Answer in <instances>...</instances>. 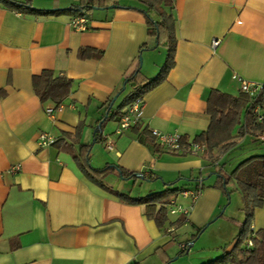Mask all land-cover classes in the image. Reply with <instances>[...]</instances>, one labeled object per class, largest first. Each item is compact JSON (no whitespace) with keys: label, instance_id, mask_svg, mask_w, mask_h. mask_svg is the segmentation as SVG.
Returning a JSON list of instances; mask_svg holds the SVG:
<instances>
[{"label":"crops","instance_id":"obj_1","mask_svg":"<svg viewBox=\"0 0 264 264\" xmlns=\"http://www.w3.org/2000/svg\"><path fill=\"white\" fill-rule=\"evenodd\" d=\"M16 1L53 11L18 10L0 0V264H168L176 225L196 232L210 225L226 202L213 177L221 164L231 171L246 158L241 146L254 138H237L228 153L217 150L212 164L204 151H171L155 137L152 145L144 144L140 132L179 133L190 144L210 126L206 110L213 90L239 95L243 80L264 85V0H174V66L146 93L138 126L118 133L114 118L98 141L99 120L142 56V72L150 79L166 62L167 48L154 47L156 37L148 34L143 3L106 0L103 8L84 13L87 27L77 30L69 10L81 0ZM83 49L89 54L81 56ZM45 70L72 79L71 93L58 106L36 94L34 77ZM42 133L57 143L40 145ZM106 136L113 150L106 148ZM82 145L93 146L96 168L120 165L142 176L126 179L113 169L104 178L108 188L92 182L75 158ZM140 181L149 190L135 195ZM167 183L200 193L171 200L168 210L178 207L171 213L184 222L169 221L175 225L170 228H159L145 204L128 203L113 192L140 198L165 190ZM260 228L264 206L256 209L252 225Z\"/></svg>","mask_w":264,"mask_h":264},{"label":"trees","instance_id":"obj_2","mask_svg":"<svg viewBox=\"0 0 264 264\" xmlns=\"http://www.w3.org/2000/svg\"><path fill=\"white\" fill-rule=\"evenodd\" d=\"M9 6L16 9H25L29 12L50 13L53 10L36 9L32 7L30 2H19L16 0H2ZM106 0H81L79 4L70 8L72 15L77 16L81 13H88L92 9L103 8ZM143 3L142 11L145 12L148 20V34L156 37V48L165 46L167 48V58L159 75L155 78H148L142 72L141 60L135 72L125 78V87L120 91L122 95L126 91L127 86H131V90L123 97L121 102L114 107L115 102L108 104L106 113L99 120L103 121L102 128H98L95 132V141L102 138L104 128L109 120L117 118L119 121L123 117L127 109L137 100H144L148 91L158 86L167 77V72L175 64L176 49V22L175 17L170 9H173L174 0H141ZM156 15V19L154 18ZM145 44L143 49L146 48ZM90 50L83 49L81 56L88 55ZM34 87L36 94L42 102L51 100L57 106L60 105L71 93L72 79L66 75H55L52 70H45L42 74L34 77ZM264 101V94H260L256 99H252L247 93L241 92L239 95H232L220 90H213L208 101V114L211 116L209 128L202 133L194 142L204 144V155L212 164L218 161L216 151L220 153H228L237 145V138L245 135L253 136L252 141L242 145V149H246L244 153L248 154L241 159L240 162L231 170L225 169V163L221 164L217 171V179L213 184L214 187L220 189L223 194L229 198L230 187L233 186L238 190L243 199V211L245 218L240 226V232L235 243L228 250L231 243L224 247V253L216 260L208 264H264V228L253 230L252 225L255 219L256 209L264 206V153L254 151L264 150L255 147L256 144L264 142V113L260 119L255 109ZM140 124L137 123L135 126ZM81 124L78 128V137L81 135ZM237 130V134H235ZM152 133L144 128L140 132V141L147 145L153 144ZM57 143V141L55 142ZM92 145H82L75 158L82 173L92 182L108 188L104 183V178L116 170L122 175V178L137 179L141 172L130 171L120 165L107 164L104 167L96 168L92 165ZM254 153V154H252ZM144 175V174H143ZM145 180L158 179L153 175H145ZM174 183H167V187L163 191L150 193L145 197L133 198L128 195L113 191L122 200L128 203L145 204L147 206L146 214L149 218L156 220L159 228H164L168 222V205L171 200L177 199L184 188L172 187ZM183 218L178 219L177 223L182 224ZM205 227L199 228L197 236L204 231ZM251 235L253 247L248 249L243 246L245 239ZM194 240V239H193ZM192 242L189 241L179 253L180 256L188 253ZM169 263V262H168ZM137 264V263H134Z\"/></svg>","mask_w":264,"mask_h":264},{"label":"rangeland","instance_id":"obj_3","mask_svg":"<svg viewBox=\"0 0 264 264\" xmlns=\"http://www.w3.org/2000/svg\"><path fill=\"white\" fill-rule=\"evenodd\" d=\"M153 16L156 19V15L153 14ZM163 58H165V56ZM128 92L129 90H126L125 95H127ZM256 146L260 149L264 146V142L256 144L255 147ZM257 152L259 153L261 152V150L259 151L256 149L254 151V153ZM91 162L92 165L96 167L93 163V160H91ZM214 178L216 179L215 176L213 177V179ZM215 179L213 180V182H215ZM209 180L206 181V186H208L209 183L212 182ZM131 185L132 182L129 184V186L131 187ZM148 186L149 184L147 182L140 181L136 186L135 195L145 194V192H148ZM230 190V196L229 198H225L226 202L225 205H223V207L221 208L220 213L216 214L215 216H213L212 220L208 221L207 224L210 223V225H206L204 231L198 236V233L192 228V226L176 225V228H174L175 230L172 231L171 234L173 240L168 246V254L170 257L168 264H190V262L199 264L201 260H205L204 262H207L208 264L223 255L225 246L231 243L228 248L232 247L240 232V226L237 227V225H241L243 223L245 214L243 211V199L240 192L238 190H235V188L233 187H230ZM168 218V222H176V220L179 219V215L172 214L169 210ZM170 226L174 227L175 225H165V228H170ZM194 231L195 235L193 234ZM250 238L251 235H249L248 238L245 239L243 246H246ZM189 241H191L193 244L190 247L188 253L180 256L179 253L182 250L181 245L186 244Z\"/></svg>","mask_w":264,"mask_h":264},{"label":"built area","instance_id":"obj_4","mask_svg":"<svg viewBox=\"0 0 264 264\" xmlns=\"http://www.w3.org/2000/svg\"><path fill=\"white\" fill-rule=\"evenodd\" d=\"M87 17L86 14L81 13L74 17L72 21V26L77 30H85L87 27ZM219 44V40H215L213 46H217ZM241 89L243 92L249 94L254 99L258 97L264 90L263 84L253 83L246 80H243ZM143 100H137L132 106L127 109V112L124 113L123 117L119 121V127L117 132L122 133L123 131L129 129L131 126L136 125L140 122L141 109H142ZM260 105L257 106L255 112L258 113L260 119H262V114L259 112ZM152 135L160 142V144L168 150L171 151H193L194 153H198L200 151L205 150V145L197 142H192L190 144H184L182 140V135L179 133H163L157 129L151 130ZM56 142V138L49 133H42L40 135V145L48 146L52 145ZM106 148L113 150L114 141H112L110 136L105 137ZM183 195L190 196L193 199H196L199 196L198 190H189L185 189L182 191ZM178 211V207H172L171 212L176 213ZM252 238H250L246 244V247L250 249L253 247Z\"/></svg>","mask_w":264,"mask_h":264},{"label":"water","instance_id":"obj_5","mask_svg":"<svg viewBox=\"0 0 264 264\" xmlns=\"http://www.w3.org/2000/svg\"><path fill=\"white\" fill-rule=\"evenodd\" d=\"M141 61H142V59H141ZM124 87H125V85H124ZM123 87V88H124ZM118 96H119V93L114 97V99H113V101H112V104L115 102V100L118 98ZM102 123H103V121H101L99 124H98V126H97V129L98 128H102ZM96 129V130H97ZM139 176H142V175H139Z\"/></svg>","mask_w":264,"mask_h":264}]
</instances>
